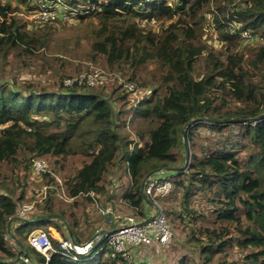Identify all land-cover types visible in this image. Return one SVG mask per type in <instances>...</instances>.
I'll use <instances>...</instances> for the list:
<instances>
[{
  "label": "trees",
  "instance_id": "16d2710c",
  "mask_svg": "<svg viewBox=\"0 0 264 264\" xmlns=\"http://www.w3.org/2000/svg\"><path fill=\"white\" fill-rule=\"evenodd\" d=\"M70 2L77 8L97 7L99 23L91 46L94 58L109 70H130L129 80L139 87L159 85L136 107L126 106L128 92L121 88L122 103L116 111L113 100L97 86L64 85L63 79L72 73L57 72L52 87L40 82L25 83V88L0 84V264H4L1 259L27 251L34 253L38 264H46V257L25 243L37 228L54 227L65 235L67 223L75 242L81 243L76 229L79 216L111 183V170L125 162L132 185L124 201L134 206L137 218L146 219L151 215L147 208L153 207L144 199L143 180L157 169L183 165V129L192 119L198 122L185 128L190 163L164 175L174 183L175 193L178 188L181 191L176 197L179 201L171 200V194L163 199L172 204H164L169 222L195 195L209 194L208 201L219 206L217 221L188 232L190 242L201 247L203 264H240L228 259L234 241L246 252L241 264H264V117L248 123L230 121L264 114V0H180L175 6L166 0ZM180 11L189 14V19L179 17L162 32L136 20H170ZM8 12L10 6L0 0L1 16L7 17ZM207 13L223 53L193 41L203 35ZM19 24L17 18L0 22V52L21 47L32 53L43 42L29 29L20 30ZM244 30L261 43L242 46ZM149 59L158 60L162 68L150 79L140 74ZM198 64L204 69L200 77L194 71ZM127 125L138 139L125 133ZM235 125L240 128L237 132ZM202 126L214 129L218 138L202 136ZM35 157H49L61 167L70 157L84 164L67 193L72 200L60 197L56 187L35 218L18 217L24 192L17 194L6 182V171H12V164L26 163L24 168L31 172ZM43 175L56 185L53 173ZM13 221L19 222L15 230L11 229ZM49 237L60 250V241ZM103 245L80 254L78 260L56 251L49 264H131ZM177 264L196 261L185 254Z\"/></svg>",
  "mask_w": 264,
  "mask_h": 264
},
{
  "label": "rangeland",
  "instance_id": "374dc122",
  "mask_svg": "<svg viewBox=\"0 0 264 264\" xmlns=\"http://www.w3.org/2000/svg\"><path fill=\"white\" fill-rule=\"evenodd\" d=\"M2 3L8 4L10 6V12H8L7 17H3L0 14V22L7 21L10 23L12 19L17 18L20 22V30H30L32 35L40 36L43 42H39L32 53H28L22 50L21 47H10L4 52H0V84H10L14 87L25 88V83L28 82H40L47 87H52V83L58 78H56L57 72L61 74H68L77 76L80 73H88L90 71H98L100 73V78L98 80L97 90H103L105 97L112 99V103L116 108L121 106L122 100L119 95L122 93V89L128 92V103L126 106L135 105L136 107L145 95L151 93V89L158 87L159 84H150L147 87H139L138 91L132 94L125 84L133 81L129 80L131 76V71L125 69L124 71L119 70H109L105 68L101 61L94 58V53L91 50L92 42L94 40V31L99 23L98 13L96 8H77L72 6L71 0H1ZM168 4L175 6L180 2V0H166ZM71 3V4H70ZM48 8L54 11L52 17L48 18L46 21H40L39 15L42 13L43 9ZM210 13H207V22L205 24V30L202 36H198L194 42L201 45H207L208 49L213 51L224 52V46L220 45L216 39L217 32L212 21L209 19ZM183 17L184 19H189V14L185 11L178 12L170 20H156L149 18H138L136 19L140 25L152 29L157 32H162L171 22H175ZM34 32V33H33ZM261 43L260 39L256 36L245 37L241 42V45L254 46ZM208 50H206L207 52ZM221 57H224L221 54ZM65 66V69H64ZM162 68L160 67V62L155 59H149L142 66L141 75L152 78L153 74L159 72ZM74 71V72H70ZM195 75L200 77L204 74V69L201 65L195 66ZM127 74V75H125ZM133 82L136 83L134 80ZM59 87H55L58 89ZM119 97V98H118ZM133 114H130V119ZM239 126H233V131L237 132ZM199 132L205 136H211L218 138L219 134L211 128L202 126L199 128ZM125 133L133 139H138L127 125ZM182 154L185 156L184 163L180 167L186 165L187 152L182 137V144L180 146ZM192 152L189 150V160L190 163ZM21 159V155H19ZM45 158V157H43ZM48 163V169L44 172L53 173L56 178V185L50 184L47 178H44L43 173H35L33 168L30 172L29 169H25L24 165L26 163H21L17 165H11V169L6 171L9 178L6 182L10 181L12 187L16 189V193L21 195L24 192V202L33 201L34 207L32 212L29 214V218H35L46 205V199L49 196V191L57 187L59 189V195L65 200H72V197L68 196L67 193L71 185L76 181V176L78 170L83 167V162L81 159H72V157L64 161V166L61 167L60 164L55 163V160L45 158ZM187 163V165H188ZM3 165V171L6 170V164ZM182 169V168H181ZM179 169V170H181ZM116 168L111 170L109 173V185L102 192L97 200L86 208V213L81 214L77 233L81 236V232L88 230L87 227L91 226L90 219L96 222L104 223L106 220L109 223L107 217H105L102 212L98 209L97 205L102 204L103 206L111 203L110 190L114 188L113 181L116 176L114 173ZM114 176V177H113ZM114 178V179H113ZM40 188L43 190L40 191ZM39 190V192H36ZM2 191V190H1ZM175 188L171 193V200L179 201L176 198L180 193V189H177L175 193ZM55 196V195H54ZM208 195L203 193H198L190 201L188 206H182L181 214H174L172 221H170L173 228V239L166 246H158L157 243L152 247L137 248L136 255L131 252V264H177L183 256L190 255L196 261V264H203V258L201 256V250L199 244L191 243L189 240L188 232L191 228H198L201 226L211 225L217 221V215L219 206L213 202L208 201ZM108 200V202L106 201ZM166 202V203H165ZM165 206H172L168 198L165 199ZM101 205V207H103ZM101 212V215L98 212ZM154 212L153 208L148 210V213L152 214ZM135 215V212L133 213ZM96 217V219H95ZM106 219V220H105ZM63 224L64 222L60 220ZM17 221H13L15 223ZM13 223H11V229H13ZM110 224V223H109ZM68 227V225H67ZM48 227H41L38 229H43L49 233ZM65 229H68L64 227ZM64 229V231H65ZM80 229V230H79ZM82 229V231H81ZM61 233V232H60ZM50 234V233H49ZM51 235V234H50ZM199 235V234H198ZM72 238V237H64ZM85 238V237H83ZM73 239V238H72ZM101 237L98 239V241ZM81 241V244L87 242ZM75 241V240H74ZM97 242V241H96ZM14 246H17L13 240H11ZM25 243L32 248L28 243V239ZM53 244V243H52ZM96 245V243H95ZM54 246V245H53ZM137 247V246H136ZM246 252L243 251L238 243L234 241L233 246L228 254V259L230 261H239L241 264L242 257ZM34 255V253L32 252ZM9 259H1L3 263L7 264Z\"/></svg>",
  "mask_w": 264,
  "mask_h": 264
},
{
  "label": "built area",
  "instance_id": "2783aa9c",
  "mask_svg": "<svg viewBox=\"0 0 264 264\" xmlns=\"http://www.w3.org/2000/svg\"><path fill=\"white\" fill-rule=\"evenodd\" d=\"M54 11L48 8L43 9L39 15L40 21H46L52 17ZM242 36L251 37L250 30H244ZM98 71H90L88 73H80L77 76H69L63 79L66 86H71L75 83L88 86H95L98 84L100 78ZM125 87L132 93L138 91V86L135 82L130 81L125 84ZM135 106V105H134ZM32 168L35 173H41L48 169L47 160L43 157H35L32 161ZM174 189V183L168 178L152 177L145 185V193L157 204L156 218L153 222L143 225L140 224L142 219L137 218L136 215H116L112 204H106L101 208L102 214L108 218L112 227V231L105 237L101 244L104 247L112 248L114 254H120L124 258L131 261L130 247L157 244H168L173 239V228L169 222L167 212L163 203V199L169 196ZM43 189L40 188V191ZM36 192H39L37 190ZM34 207L33 201L23 202L17 211L18 217L27 218ZM28 242L38 252L46 257V264H49L51 256L54 252L59 251L63 255L74 260L79 259L80 254H88L95 247V241L89 240L83 244L77 243L72 238H65L60 240V250H56L49 237V233L43 229L32 230L28 234ZM99 244V246L101 245ZM7 264H36L33 258L26 253L20 254L18 257L10 259Z\"/></svg>",
  "mask_w": 264,
  "mask_h": 264
},
{
  "label": "crops",
  "instance_id": "0c3cea01",
  "mask_svg": "<svg viewBox=\"0 0 264 264\" xmlns=\"http://www.w3.org/2000/svg\"><path fill=\"white\" fill-rule=\"evenodd\" d=\"M168 174H170L169 171H164L163 172V176L164 175L165 176L166 175L168 176ZM114 176H116V177H115V179L113 178L114 181H113V184L112 185L114 186V188H112L110 190V193L113 192V195H111V198L112 199H111V203L110 204L113 205L116 215L125 216V215L133 214L136 211V209L134 208V206L129 205V204H127L124 201V195L126 194V192L129 190V188L132 185V177H131V174H130L129 169H128V162H125L124 166H120L118 168L116 167V171L114 173ZM106 201L108 202V200H106ZM101 205L102 204H98L97 205V207H98V209L100 211H101V208H102ZM147 209H150V207L147 208ZM100 211L98 213L100 214V216H102ZM95 219H96V217H95ZM18 224H19V222L13 223L12 224L13 225V229H15L18 226ZM89 225H91V226H88L87 227L88 230L82 231V229H81V231H82L81 234H80L81 236L78 235L79 238L81 239V241H84V239H86L85 241L94 240L95 243H96V241H98V239L100 237H103V235L106 233L105 231L110 230L113 227V226H111L108 223L107 220L104 223H102V222H96L95 220H91L90 219V224ZM66 228H68L67 227V223H66ZM48 230H49V233L55 239H57L58 241H60L64 237H68V236L69 237H72V234H71V232H70L69 229H65V235H62L54 227H50V228H48ZM77 231H78V229H77ZM83 237H85V238H83ZM155 244L145 245V246H137V247L136 246H134V247L132 246V247H130L129 250H130V252L132 254L136 255L137 248H139V247H140L139 249L145 248V247L149 248V247L155 246ZM157 245L158 246H166L168 244H164V245L157 244ZM147 248H145V249H147ZM131 253H130V255H131Z\"/></svg>",
  "mask_w": 264,
  "mask_h": 264
},
{
  "label": "water",
  "instance_id": "95a60500",
  "mask_svg": "<svg viewBox=\"0 0 264 264\" xmlns=\"http://www.w3.org/2000/svg\"><path fill=\"white\" fill-rule=\"evenodd\" d=\"M263 117H264V114H260V115H257L255 117H249V118H231L230 121L231 122L248 123V122H253V121L262 119ZM197 122H198V119H192V120L189 121V123L186 125L185 128L191 127V126L195 125ZM185 128L183 129V142H184L185 149H186V152H187V158H186V165L184 167L187 166V163H188V160H189V146H188V139H187V133H186V129ZM184 167H169V168H166V169L160 168V169H157V170L149 173L144 178L143 185H142L144 199L146 200V202L150 206L153 207V209L157 210V204L144 191V188H145V185H146L147 181L150 178H152V177H155V178H166L165 176H155V175H157V174H159L161 172H164V171H175V170H179V169L184 168ZM156 214H157V212L154 211L146 219L142 220L140 222V224L146 225V224H149V223L153 222L155 220V218H156ZM68 229L70 230L69 226H68ZM112 230L113 229H110V230L105 231L106 233L103 235V237H101V239L96 242V246L97 247L99 246V244H101L102 242H104L106 235L108 233H110ZM26 254L29 255V256H31L33 258V260L35 261V263L38 264V261H37V258L35 257V255H33L30 251H27Z\"/></svg>",
  "mask_w": 264,
  "mask_h": 264
}]
</instances>
